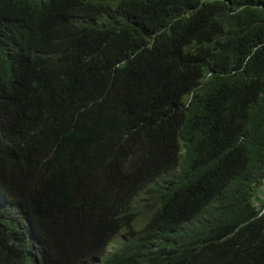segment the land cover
<instances>
[{
  "label": "trees",
  "instance_id": "obj_1",
  "mask_svg": "<svg viewBox=\"0 0 264 264\" xmlns=\"http://www.w3.org/2000/svg\"><path fill=\"white\" fill-rule=\"evenodd\" d=\"M28 1L0 13V264H264V0Z\"/></svg>",
  "mask_w": 264,
  "mask_h": 264
},
{
  "label": "bare ground",
  "instance_id": "obj_2",
  "mask_svg": "<svg viewBox=\"0 0 264 264\" xmlns=\"http://www.w3.org/2000/svg\"><path fill=\"white\" fill-rule=\"evenodd\" d=\"M67 1V0H66ZM236 2V1H235ZM28 7H29V1L28 0H26V1H24V2H18V3H16L15 4V6L13 7V9H11L13 12H20V11H22L23 13H25L26 11V9H28ZM60 10V12L62 13V14H69V12L70 11H68V9L66 8V7H64L63 6V8H61V9H59ZM49 10L46 8V7H44V10H41L40 9V6L38 7V8H36V9H33V10H31V12L33 13V14H36V16H35V18L38 20V19H42L45 15H47L49 12H48ZM24 15V14H23ZM77 21H79V19L77 18ZM33 22H34V19H33ZM156 76V75H155ZM186 110V109H185ZM179 111V110H178ZM177 118V117H176ZM176 174V172H175V170H169V171H166L165 172V178H170V177H172L173 175H175ZM261 193L263 194V189L261 188ZM262 194H261V198H262ZM263 199V198H262ZM147 211H148V213H149V215L150 216H152L153 217V215H154V210L151 208V205H149V206H147ZM198 222V221H197Z\"/></svg>",
  "mask_w": 264,
  "mask_h": 264
},
{
  "label": "clouds",
  "instance_id": "obj_3",
  "mask_svg": "<svg viewBox=\"0 0 264 264\" xmlns=\"http://www.w3.org/2000/svg\"><path fill=\"white\" fill-rule=\"evenodd\" d=\"M4 8L11 9L10 0H0V13L3 11ZM163 177H165V173L159 175L158 177H156V180L159 181ZM147 192H148L147 188H143L142 190H139V192L137 193V197H138V195L142 194L141 197L138 198V200L140 201V203L141 202H146L147 203V206L156 204L155 203V198H151L149 195L146 194ZM145 211H147V210L139 209L138 212H137V214H136V216L134 217L132 223L134 222V220H136L140 216V214H143V218L146 217V220H145L144 224L137 231L136 230H133L134 233H139L141 230H144V228L146 227V225L152 219V216H150L149 213H147V215L144 213ZM26 223H28V222L26 221Z\"/></svg>",
  "mask_w": 264,
  "mask_h": 264
},
{
  "label": "rangeland",
  "instance_id": "obj_4",
  "mask_svg": "<svg viewBox=\"0 0 264 264\" xmlns=\"http://www.w3.org/2000/svg\"><path fill=\"white\" fill-rule=\"evenodd\" d=\"M262 189H263L262 198L264 199V178H263V186H262ZM141 195L142 194L138 195L137 198L141 197ZM139 209L147 210V203L146 202H141L140 205H139ZM144 213L147 215L148 211H145ZM145 220H146V217L143 218V214H140V216L136 220H134V222H133L134 230L137 231L138 229H140V227L144 224ZM121 241H122V235L120 233L119 235H116L113 239H111L109 243L112 246L113 245H120L121 244Z\"/></svg>",
  "mask_w": 264,
  "mask_h": 264
}]
</instances>
